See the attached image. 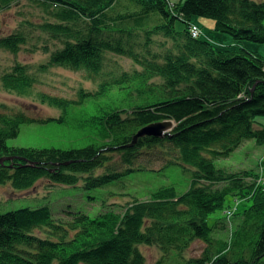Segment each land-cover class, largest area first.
<instances>
[{
	"label": "trees",
	"instance_id": "trees-1",
	"mask_svg": "<svg viewBox=\"0 0 264 264\" xmlns=\"http://www.w3.org/2000/svg\"><path fill=\"white\" fill-rule=\"evenodd\" d=\"M18 1L0 0V13ZM30 1L49 18L27 24L61 44L41 69L82 72L97 88L80 89L77 100H67L35 93L37 79L27 66L5 72L3 90L58 109L60 117L0 115V159L11 158L0 165V185L23 192L47 180L92 191L149 168L139 160L153 150L165 163L191 168L192 178L184 193L164 186L145 199L133 197L123 213L102 211L103 204L96 217L67 212V218L55 219L47 207L0 214V264H145L140 246L160 250L156 264L260 263L264 165L259 172L230 173L215 161L247 140L264 145V56L244 46L264 45V0ZM203 20L234 45L220 48L207 40ZM160 36L171 46L165 42L164 50L155 51ZM26 42L19 30L0 38V49L17 54ZM110 55L132 61L140 71L110 72ZM79 107L98 112L87 122L74 119L77 128L88 127L92 144L72 149L7 145L22 125L68 124ZM163 121L175 123L169 134L140 138L130 146L139 130ZM217 211L223 216L210 225ZM195 241L205 246L201 255L185 259Z\"/></svg>",
	"mask_w": 264,
	"mask_h": 264
},
{
	"label": "rangeland",
	"instance_id": "rangeland-1",
	"mask_svg": "<svg viewBox=\"0 0 264 264\" xmlns=\"http://www.w3.org/2000/svg\"><path fill=\"white\" fill-rule=\"evenodd\" d=\"M48 18L45 9L30 0H19L9 10L0 13V38L7 37L19 30H22L27 36L26 45L22 46L17 54L0 49V80L2 75L10 71L12 67L18 64L27 66L28 72L37 79L35 93L77 100L80 89L86 92L94 91L97 84L88 81L82 72L54 66L45 70L41 69L48 63L50 54L61 48V44L50 39L47 35L41 34L27 23L40 24ZM201 29L205 33L206 39L217 47L228 48L234 45V41L230 37L212 32L207 24L203 25ZM155 40L157 41L153 44L155 51L164 50L162 44L165 42L167 46H171L170 41L164 37L160 36ZM244 46L248 50L257 51L264 56V45L244 42ZM108 57L109 66L107 69L114 74L122 71L130 73L134 70L140 71L138 66L124 57L115 55ZM160 82L159 79L156 80V83ZM86 109L81 107L74 109L71 116L68 117V124L34 122L22 125L17 137L10 139L7 145L13 148L34 149H72L90 145L93 141L88 138V127L77 128L74 126V119L87 122L98 113L96 109L87 111ZM20 112L39 120L60 117L58 109L43 105L34 98L7 92L0 85V115L10 116ZM93 131L96 135L97 131ZM91 134L93 133L91 132ZM93 138L96 141L95 136ZM162 156L163 154L154 150L152 152L145 151L139 161L149 168L132 173L121 181L119 180L120 182L92 191L84 190L83 184L69 187L53 185L47 180L39 181L32 189L23 192L14 190L10 184L0 185V214L22 208L47 207L55 219L67 218V212L96 217L103 204L105 208L103 207L102 211L123 213L127 203L133 197L139 196L145 199L147 194L164 186H174L178 193H184L189 188L192 169L165 163ZM114 160L118 161L119 156L115 155ZM261 164L264 165V145H258L254 140L244 141L228 158L215 161L217 168L225 169L230 173L248 170L259 172ZM227 201H233V198L228 197ZM239 204L242 206L241 201ZM245 204L249 205V203ZM222 213L217 211L212 214L208 223L213 225L216 219L223 216ZM223 236L227 237L224 234ZM204 247L202 242L195 241L183 256L185 259L198 258ZM139 250L145 257V264H156L162 256L156 246H140ZM258 264H264V257Z\"/></svg>",
	"mask_w": 264,
	"mask_h": 264
},
{
	"label": "water",
	"instance_id": "water-1",
	"mask_svg": "<svg viewBox=\"0 0 264 264\" xmlns=\"http://www.w3.org/2000/svg\"><path fill=\"white\" fill-rule=\"evenodd\" d=\"M174 126L175 124L173 121H163L160 123L151 124L147 127H144L135 134L130 146L135 145L140 138L164 137L174 128ZM9 160H11V158H1L0 165H4V163Z\"/></svg>",
	"mask_w": 264,
	"mask_h": 264
},
{
	"label": "crops",
	"instance_id": "crops-1",
	"mask_svg": "<svg viewBox=\"0 0 264 264\" xmlns=\"http://www.w3.org/2000/svg\"><path fill=\"white\" fill-rule=\"evenodd\" d=\"M202 24H203V25H206V24H207V26H208L209 28L213 27V23H211V22H209V21H205V20H203V21H202Z\"/></svg>",
	"mask_w": 264,
	"mask_h": 264
},
{
	"label": "built area",
	"instance_id": "built-area-1",
	"mask_svg": "<svg viewBox=\"0 0 264 264\" xmlns=\"http://www.w3.org/2000/svg\"><path fill=\"white\" fill-rule=\"evenodd\" d=\"M192 34H193V36L195 37V36H196V34H197V32H196V31H194V32H192Z\"/></svg>",
	"mask_w": 264,
	"mask_h": 264
}]
</instances>
